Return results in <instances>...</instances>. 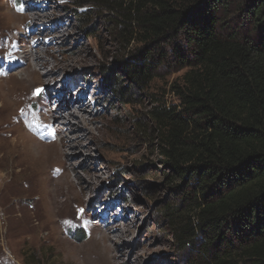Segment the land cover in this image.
<instances>
[{
  "label": "rangeland",
  "instance_id": "obj_1",
  "mask_svg": "<svg viewBox=\"0 0 264 264\" xmlns=\"http://www.w3.org/2000/svg\"><path fill=\"white\" fill-rule=\"evenodd\" d=\"M95 1L96 6L77 8L73 0H0V126L8 123L0 132V264H93L94 241L102 236L107 264H188L193 255L178 242L183 220L172 211L176 198L150 115L177 103L174 90L186 71L154 66L149 83L127 81L124 62L150 53V36L129 19L124 8L131 0ZM38 10L48 17L38 27L49 34L33 32L29 20L43 13ZM11 14L24 19L9 20ZM37 44L44 45L39 54L63 70L42 77L40 87L31 90L33 95L42 89L41 98L27 97L15 111L9 93L28 73L17 63L21 52L12 54ZM63 89L65 103L76 108L81 102L86 110L83 122L69 118L73 131L64 129L70 142L60 157L76 191L84 194L78 208L65 210L51 231L18 140L50 136L54 149L59 147L54 129L59 119L45 110L62 111L57 94ZM24 115L31 120L24 123ZM29 123L33 129L27 131Z\"/></svg>",
  "mask_w": 264,
  "mask_h": 264
},
{
  "label": "trees",
  "instance_id": "obj_2",
  "mask_svg": "<svg viewBox=\"0 0 264 264\" xmlns=\"http://www.w3.org/2000/svg\"><path fill=\"white\" fill-rule=\"evenodd\" d=\"M124 9L153 46L124 62L126 80L149 83L154 66L186 71L177 103L150 115L188 264H264V0H131Z\"/></svg>",
  "mask_w": 264,
  "mask_h": 264
},
{
  "label": "bare ground",
  "instance_id": "obj_3",
  "mask_svg": "<svg viewBox=\"0 0 264 264\" xmlns=\"http://www.w3.org/2000/svg\"><path fill=\"white\" fill-rule=\"evenodd\" d=\"M40 11L43 13L41 15L36 13V16L30 18L29 22L32 24L33 32L39 31V34L48 33L44 31L45 29H39L38 27V23H43L46 19H48L45 11L38 10V12ZM3 16L6 17V15ZM7 17L9 20H13L15 22L18 19H24L23 15L18 14H11ZM53 30H55V28H53ZM22 43H24L23 40ZM43 49V44H37L29 51H25L22 47L13 51L14 53L12 54V57H16V55L21 52L20 54L22 56L17 59L19 61H17V63L18 65L27 67L26 69L28 73L26 78L22 77L18 80V83L9 93V106L12 109L16 108L15 111L21 107L27 97L33 96L31 90L33 87H40L43 83L42 77L46 78L51 75L55 76L63 70V67L60 68V65L55 64V62H51L45 56H41L39 54ZM41 70H45L46 72L42 76H40L39 73ZM28 75L30 76V80L28 79ZM67 94L68 91L63 89L62 92L57 94L58 98L56 97L57 102L59 103V109L63 112L52 113L49 110H45V114H50V116H55L56 119H59V121H57V126L55 125L54 127L55 133L60 138V144L57 149H54V139L50 136H48L45 141H41L38 138L31 137L30 135H24L18 140L20 152L26 161H29L32 166L33 176H30L29 180H31V182H33L36 186L40 187L38 190L44 199L43 209L46 222H42H44V224L49 223L51 225V231L54 229V225L60 222V218L64 215L63 213L65 210L73 211L76 207L78 208L82 202L84 194L83 192L79 193L76 191L74 183L67 176L66 167L60 158L62 153H64L63 149L67 147L70 142L68 136L64 134V129L67 128L70 132L73 131L69 118L73 117L74 120L75 117V120H81L83 122L84 115L86 113V110L81 102L76 108H74L71 104L69 105L68 103H65L64 100L66 99L65 96ZM33 98L34 101H37L41 98V96H33ZM30 118L31 116L28 115H24L22 117L24 123ZM32 118H34L38 125L42 123L40 117L36 116ZM6 125H8L7 122L0 126V132L6 129ZM32 126L33 125L29 123L25 128L27 131H30L33 129ZM12 132L13 129L11 128L10 133ZM53 169L57 172L52 175L50 171ZM105 242V236H102L98 240L94 241V246L97 249V255L95 254V262L93 264H107L102 258V253L105 249L103 244Z\"/></svg>",
  "mask_w": 264,
  "mask_h": 264
},
{
  "label": "snow or ice",
  "instance_id": "obj_4",
  "mask_svg": "<svg viewBox=\"0 0 264 264\" xmlns=\"http://www.w3.org/2000/svg\"><path fill=\"white\" fill-rule=\"evenodd\" d=\"M20 10V9H18ZM42 89H35L34 92H33V96H39L41 93H42Z\"/></svg>",
  "mask_w": 264,
  "mask_h": 264
}]
</instances>
